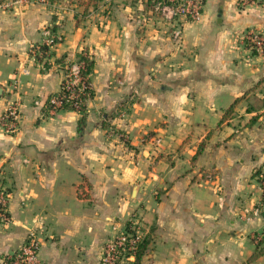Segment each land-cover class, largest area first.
Listing matches in <instances>:
<instances>
[{
  "label": "crops",
  "instance_id": "obj_1",
  "mask_svg": "<svg viewBox=\"0 0 264 264\" xmlns=\"http://www.w3.org/2000/svg\"><path fill=\"white\" fill-rule=\"evenodd\" d=\"M239 1L203 0L174 25L148 0L0 2V264L36 220L40 264H98L131 217L148 235L139 264H264V55L241 39L264 33V2ZM84 51L85 112L49 114ZM17 95L9 134L1 114Z\"/></svg>",
  "mask_w": 264,
  "mask_h": 264
},
{
  "label": "built area",
  "instance_id": "obj_2",
  "mask_svg": "<svg viewBox=\"0 0 264 264\" xmlns=\"http://www.w3.org/2000/svg\"><path fill=\"white\" fill-rule=\"evenodd\" d=\"M239 2L243 6L248 3H263L264 0H240ZM202 7L203 0H161L153 3L150 12L163 22L174 25L181 17L188 21L199 19ZM181 32L179 26L174 28V37L178 40L181 39ZM241 39L251 53L264 55V33L249 30L242 35ZM54 42V38H49L43 44L31 45L29 57L37 62L45 58L47 49L43 52L40 47L42 45L50 47ZM82 69H84V62L79 59H76L74 64L67 66L58 91L59 95L57 93V95L48 97L46 101L45 108L49 114H55L62 109L66 102L71 103L75 109L81 105L86 109V104L90 99L91 84L81 76ZM18 84V81L11 84L12 89L16 92ZM80 95H86L88 99L81 101ZM37 103L35 102V104ZM20 106L21 98L17 95L1 114V125L9 134L15 133L19 128ZM257 176L264 203V173H258ZM8 196L7 189L0 185V226L9 220L7 214ZM42 229L41 221L37 222L36 220V225L29 229L23 244L11 255L5 257L3 264H40L38 251ZM144 236L145 233L141 230L137 218L131 217L117 234L103 245L98 264H133L138 245ZM260 238L264 239V231L260 234Z\"/></svg>",
  "mask_w": 264,
  "mask_h": 264
},
{
  "label": "trees",
  "instance_id": "obj_3",
  "mask_svg": "<svg viewBox=\"0 0 264 264\" xmlns=\"http://www.w3.org/2000/svg\"><path fill=\"white\" fill-rule=\"evenodd\" d=\"M2 1H4V0H0V2H2ZM44 1L53 2V1H57V0H44ZM68 1H70V2H76L77 4H79L81 6H84L85 9H86V7L89 6V5L95 6L99 0H68ZM156 1H161V0H148V6H150V8H151V6L153 5V3L156 2ZM40 48L44 52V50L46 49V46L42 45ZM77 59H79L80 61H83L84 62V69L81 70V76L83 78L85 77L86 78V82H88L90 84L89 79H88V76L90 74L91 67H92V60H91V58L89 57L88 53L86 51H84V52H81V53H79L77 55ZM57 93L58 92L52 93L51 95H49V97H52L54 95H57ZM92 94H93V90H92V87H91L90 88L89 98L92 97ZM58 95H59V93H58ZM79 98L81 99V101H84V100L88 99L86 97V95H80ZM62 108L75 109L74 107H72V104L69 103V102L64 103L63 106H62ZM75 110H78L80 113L83 114L86 109H84V106L81 105L78 109H75ZM263 241H264V239H263ZM147 243H148V235H145L143 237V239L141 240V242L139 243V245H138V249H137V252H136V255H135V259H134L133 264H139L140 263L141 257L143 256V254L145 252V249L147 247Z\"/></svg>",
  "mask_w": 264,
  "mask_h": 264
},
{
  "label": "rangeland",
  "instance_id": "obj_4",
  "mask_svg": "<svg viewBox=\"0 0 264 264\" xmlns=\"http://www.w3.org/2000/svg\"><path fill=\"white\" fill-rule=\"evenodd\" d=\"M157 145V144H156Z\"/></svg>",
  "mask_w": 264,
  "mask_h": 264
}]
</instances>
